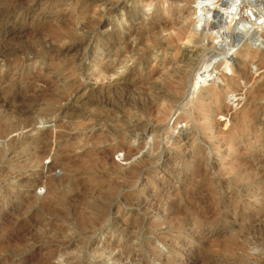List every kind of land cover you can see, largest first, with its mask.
Listing matches in <instances>:
<instances>
[{"label":"rangeland","instance_id":"obj_1","mask_svg":"<svg viewBox=\"0 0 264 264\" xmlns=\"http://www.w3.org/2000/svg\"><path fill=\"white\" fill-rule=\"evenodd\" d=\"M190 1L0 0V264H264V25L213 46L211 22L181 23ZM127 7L144 10L133 33ZM137 28L158 58L122 56ZM125 57L139 88L220 61L206 90L170 76L174 99L140 116L122 106ZM195 103L222 112L208 125Z\"/></svg>","mask_w":264,"mask_h":264},{"label":"bare ground","instance_id":"obj_2","mask_svg":"<svg viewBox=\"0 0 264 264\" xmlns=\"http://www.w3.org/2000/svg\"><path fill=\"white\" fill-rule=\"evenodd\" d=\"M145 1H147V0H135V2L138 4L143 3ZM245 1L252 4L253 6H255L256 11L259 15L258 20L262 19V23L258 25V23L252 24V23H249L247 21V19L245 18V15H244V11H245L244 3H246V2H244L243 0H240L238 3V5H239V7H238V11H239L238 19L239 20L236 21L232 25V27H230L231 25H224L220 21L213 23L212 30H210V38L212 39L211 43L213 44V46H215V44L218 45L217 43H219L220 39H223V36L226 35L225 30H232V36L237 38L235 44L240 42V40H242V41L247 40V41H250V44L252 45L254 42L257 43V40H259V38H261V37H259L258 31L261 30L263 25H264V11H262L260 9V7H258L257 0H245ZM228 3L232 4L233 0L232 1H229V0H191L190 1V13L187 17H185L181 20V23L190 25L195 31H198L201 27H203V25H208L209 22L215 20L216 18H219L220 16H223V14H226L229 10ZM152 6H153L152 4L149 5L148 11L153 9ZM180 8H182V7H180ZM123 10H125V9H122V11ZM158 10L159 11L160 10L165 11V8L162 6H159ZM143 11L140 7L139 8L127 7V9L122 13V23H123L122 28H123V30H125L127 32H131L132 29L124 28L125 27L124 23H127V21L132 22L133 18L139 16L140 13H142ZM144 22L145 21L141 22L142 25H144ZM141 23H140V25H141ZM148 24L152 27H155V25H156L154 22H151ZM125 31H122V56H124V54L126 52H128V50H129L131 52V54H134L137 56V58H138L137 61L141 64L149 62L153 57L158 58L160 56L159 55L160 49H164V45L162 44L161 38L158 36H155L154 32H152V31L146 32V31H142V30L137 28L135 36H136V40H138V43H136L138 45L136 48H132L131 46H129L126 43L129 36L128 37L126 36ZM137 31H138V34H137ZM131 33H133V32H131ZM239 38H240V40H239ZM166 46H169V45H166ZM157 50H159V52ZM226 54H227V52H226ZM168 55H169L168 52H165L164 54L161 55L162 56L161 59L163 61L167 60ZM226 59L227 58L225 57L223 59V61L224 60L226 61ZM127 60L128 59L125 57L124 60L122 61V68L124 67L123 62L127 61ZM201 61H203V60H201ZM219 61L220 60H218V61L214 60L211 62L210 59H206L205 61L202 62V64L194 72L190 68V67H192V66H190V62L185 61L186 63H184V65L178 64V66L173 67L172 70L169 71L171 74H169V73L168 74L170 76H175L177 74H181V76H183L182 78H180L181 80L179 79L181 82L179 83L178 82L179 80L177 82L179 83V85H182L183 88L188 89L187 95H193V94H195L196 91L206 90V85L208 82L212 81V77L214 76L213 74H215V65L217 63H219ZM173 62H174L173 64L176 65V63L181 62V61L175 60ZM224 66H225V68H227L229 66L228 62H226V65H223V67ZM189 70H191L192 72ZM188 72H190L191 74L193 73L192 76ZM163 76H164V79H160L161 83H158L159 81H157V82L154 81V82H151L150 84H148V86L146 88H139L137 85L135 86L132 84V77H133L132 69L124 67V70H122V86L121 87L119 86V88H122V101H123L122 106L123 107L129 106L132 109H136V111L141 114V115L139 114L140 116H142V115L150 116L152 114V112H154L151 110V108L153 107V105L155 103H156V105H158L160 103V101H159L160 98L164 99V98H166V96L168 98H170L172 95V94H170L171 89L169 87V86H171V83L170 84L168 83L170 81V79H168V78H170V76L168 77L167 74L163 75ZM187 76H188V78H186V79H188V80L185 81V77H187ZM177 77H180V76L178 75ZM156 80H158V79H156ZM214 81H216V80H214ZM114 89H116V88H114ZM117 90H119V89H117ZM187 91H186V93H187ZM208 91H209V93H201L200 97L202 99L206 98V99H210L212 101L213 100L218 101L221 98L228 96V93L223 91L222 89L217 90L215 88H209ZM168 95H170V96H168ZM172 99H174V98H172ZM167 100H165V102ZM206 106L204 104L202 105V104H196L195 103L193 108L191 109V111H189V113L194 112V111L195 112L199 111V113L203 112L201 116L207 121V124L209 125V124H211L212 118L214 117V115L217 113L218 114L221 113L222 109L213 107L211 110L207 111L205 109ZM159 107H161V106H159ZM27 114H28V112H27ZM204 133L206 135L210 136L212 134V130H206ZM260 163H264V162H260ZM65 189H67V188H65ZM252 232H254V231H252ZM27 248H28V246H27Z\"/></svg>","mask_w":264,"mask_h":264},{"label":"built area","instance_id":"obj_3","mask_svg":"<svg viewBox=\"0 0 264 264\" xmlns=\"http://www.w3.org/2000/svg\"><path fill=\"white\" fill-rule=\"evenodd\" d=\"M232 1V0H229ZM240 0H233V3H228V12L226 14H223V16H220L219 18H216L215 20L211 21V23H216L218 21H220L222 24L224 25H231L230 27H232V25L238 21V16H239V11H238V3ZM244 2H246L245 0H243ZM244 15L245 18L247 19V21L249 23H258L261 24L262 23V19L258 20V13L256 11L255 6H253L252 4L246 2L244 3Z\"/></svg>","mask_w":264,"mask_h":264},{"label":"water","instance_id":"obj_4","mask_svg":"<svg viewBox=\"0 0 264 264\" xmlns=\"http://www.w3.org/2000/svg\"><path fill=\"white\" fill-rule=\"evenodd\" d=\"M239 40H240V38H239Z\"/></svg>","mask_w":264,"mask_h":264}]
</instances>
